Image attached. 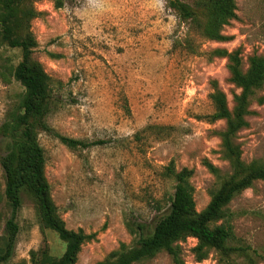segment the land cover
Returning <instances> with one entry per match:
<instances>
[{
  "label": "rangeland",
  "instance_id": "rangeland-1",
  "mask_svg": "<svg viewBox=\"0 0 264 264\" xmlns=\"http://www.w3.org/2000/svg\"><path fill=\"white\" fill-rule=\"evenodd\" d=\"M193 4L196 0H182ZM60 4V6H57ZM235 15L214 41L179 20L165 0H37L39 14L30 22L36 46L31 54L53 81V108L46 120L55 132L103 144L71 149L42 131L45 176L60 217L68 229L96 232L82 244L74 264L102 261L120 243L135 236L127 222L152 227L166 212L173 192L164 175L193 169L196 210L203 209L219 181L203 164L211 162L226 175L229 163L218 132L224 120L213 113L212 81L229 108L239 93L229 79L228 60L216 53L238 50L242 68L252 54L264 55V0H235ZM20 50L0 45V125L22 97L13 76ZM256 96L264 98V84ZM247 125L236 135L245 162H264V100L252 98ZM6 141L0 134V156ZM4 178L0 168V194ZM239 242L256 249L264 264V180L238 193L228 204ZM9 210L0 202V236ZM14 253L5 264H31L32 250L47 248L60 256L65 244L37 219L34 203L22 195ZM1 243V240H0ZM193 237L179 242L185 264H219L211 251L196 261ZM241 260H239L240 262ZM134 264H173L166 252Z\"/></svg>",
  "mask_w": 264,
  "mask_h": 264
},
{
  "label": "trees",
  "instance_id": "trees-1",
  "mask_svg": "<svg viewBox=\"0 0 264 264\" xmlns=\"http://www.w3.org/2000/svg\"><path fill=\"white\" fill-rule=\"evenodd\" d=\"M36 1L0 0V45L4 43L20 50V60L13 69V76L23 87L20 102L8 110L0 125V134L6 141L5 153L0 156L4 178L0 202L4 201L9 210L0 236V264L7 263L14 253L20 229L17 215L22 207L23 194L32 199L40 226L53 231L65 244L64 252L58 257L47 248L32 250L31 264H74L82 244L93 240L96 232L85 233L80 228L72 230L65 226L45 176V154L38 134L42 131L51 133L71 149L100 145L104 140L68 137L55 132L47 123L46 118L53 108V81L31 56L36 40L30 22L39 14L34 7ZM165 4L179 20L188 22L201 36L214 41L228 39L222 33L223 26L236 17L235 0H196L193 4L165 0ZM215 51L227 58L229 79L240 89L234 94L233 106L229 108L224 92L212 81L213 91L209 96L214 111L206 116L210 122L225 121V128L218 134L230 173L224 175L211 162L203 161L219 184L211 192L206 206L198 211L194 187L190 182L193 169L182 167L177 170L170 161L164 175L172 178L174 185L166 212L151 228L141 222H127V229L135 236L134 243H120L118 248L95 264H134L162 251L170 256L173 264H185L179 242L186 237L196 240L192 248L196 261L206 259L211 251L216 253L219 264H255L257 258L263 257L256 249L239 242L232 224L234 213L228 204L254 181L264 180V162H245L236 142L237 133L247 125L246 116L252 98L255 97L258 103L264 100L263 96H256L264 84V55H250L248 66L243 69L238 50Z\"/></svg>",
  "mask_w": 264,
  "mask_h": 264
}]
</instances>
